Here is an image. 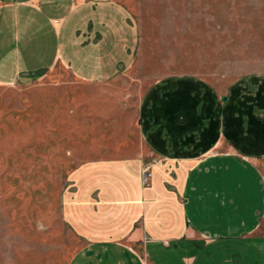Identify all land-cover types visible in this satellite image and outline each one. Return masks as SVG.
Wrapping results in <instances>:
<instances>
[{"label":"crops","instance_id":"1","mask_svg":"<svg viewBox=\"0 0 264 264\" xmlns=\"http://www.w3.org/2000/svg\"><path fill=\"white\" fill-rule=\"evenodd\" d=\"M138 39L122 0H0V85L57 67L108 82ZM250 81L219 93L179 77L143 94L126 141L71 173L63 214L82 246L70 264H264V78Z\"/></svg>","mask_w":264,"mask_h":264},{"label":"rangeland","instance_id":"2","mask_svg":"<svg viewBox=\"0 0 264 264\" xmlns=\"http://www.w3.org/2000/svg\"><path fill=\"white\" fill-rule=\"evenodd\" d=\"M122 1L139 33L124 74L88 83L57 67L0 85V264H70L82 246L63 214L71 173L126 139L156 83L192 77L224 93L264 78V0Z\"/></svg>","mask_w":264,"mask_h":264},{"label":"built area","instance_id":"3","mask_svg":"<svg viewBox=\"0 0 264 264\" xmlns=\"http://www.w3.org/2000/svg\"><path fill=\"white\" fill-rule=\"evenodd\" d=\"M153 172L150 166H145L142 172V182L144 185H149L151 183Z\"/></svg>","mask_w":264,"mask_h":264}]
</instances>
